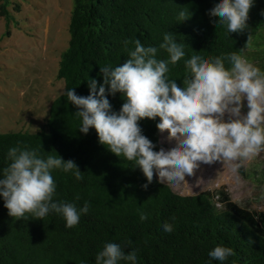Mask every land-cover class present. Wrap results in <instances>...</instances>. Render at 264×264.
I'll list each match as a JSON object with an SVG mask.
<instances>
[{
  "label": "trees",
  "instance_id": "16d2710c",
  "mask_svg": "<svg viewBox=\"0 0 264 264\" xmlns=\"http://www.w3.org/2000/svg\"><path fill=\"white\" fill-rule=\"evenodd\" d=\"M216 2L73 0L69 41L56 75L64 82V90L52 101L36 132L0 134V169L7 166L9 148L18 144L39 148L45 156L73 160L84 179L76 181L54 170L57 198L73 201L78 195L77 203L82 206L87 201L90 210L77 226L67 228L65 220L55 214L43 220L30 215L11 217L0 198V264H95L96 253L109 241H131L140 249L141 264H208V252L217 244L235 251L226 264H264V200L258 210L232 201L224 186L178 195L157 177L149 181L133 162L100 144L94 128L87 134L79 131L80 121L74 116L78 109L64 95L75 88L78 95L87 96L89 79L102 83L100 67L116 66L128 58L125 41L139 39L145 46L158 47L168 31L185 42L189 56L194 50L209 56L239 52L264 72V0H255L247 28L231 34L214 22L218 17L211 15L210 8ZM11 4V0H0V16L6 21L11 19ZM21 8L16 2L12 10L19 13ZM182 9L192 15L178 22ZM131 47L134 45H128ZM165 57L161 50L160 58ZM187 74L185 58L171 66L170 78L183 82ZM108 99L115 111L124 103L120 93L108 95ZM159 119L139 121L144 134L157 142V149L161 147ZM250 173L249 178L264 188V167L258 164ZM141 211H147L149 218L142 219ZM164 222L174 223V231L165 232ZM126 251L131 247L126 246ZM122 264L133 262L124 260Z\"/></svg>",
  "mask_w": 264,
  "mask_h": 264
},
{
  "label": "clouds",
  "instance_id": "9594fccd",
  "mask_svg": "<svg viewBox=\"0 0 264 264\" xmlns=\"http://www.w3.org/2000/svg\"><path fill=\"white\" fill-rule=\"evenodd\" d=\"M254 3L217 0L210 13L218 17L214 22L225 26L227 34L241 32L247 28ZM191 15L180 10L178 22ZM124 43L128 58L116 66L100 67L103 82L89 79L87 96L78 95L75 88L64 92L78 109L74 116L80 121L81 133L94 128L100 144L133 162L149 181H155L159 172L162 183L176 185L186 182L185 176L192 175L201 162L230 163L236 171L245 160L264 152V72L245 56L239 52L209 56L195 50L189 56L185 42L171 31L164 33L158 47L145 46L139 39ZM130 44L134 47L128 48ZM161 50L166 53L163 59ZM181 58L188 66L183 82L170 78L171 66ZM117 93L124 98L119 111L113 110L108 99ZM245 99L246 113L242 111ZM156 117H160L158 129H171L169 139L177 141L171 147L157 149V142L144 134L139 121ZM5 160L7 166L0 169V198L9 216L43 220L55 214L65 220L67 228H73L89 213L90 204L85 201L80 206L78 195L73 201L57 198L54 170L76 181L84 179L75 161L45 156L39 148L19 144L9 148ZM141 218L148 219L149 213L141 211ZM174 226L169 222L162 225L168 233ZM233 256L232 247L217 244L208 252V264H226ZM124 260L141 264L140 249L131 241L106 242L95 255V264H122Z\"/></svg>",
  "mask_w": 264,
  "mask_h": 264
},
{
  "label": "rangeland",
  "instance_id": "374dc122",
  "mask_svg": "<svg viewBox=\"0 0 264 264\" xmlns=\"http://www.w3.org/2000/svg\"><path fill=\"white\" fill-rule=\"evenodd\" d=\"M20 3V12L8 8L11 19L0 16V134L9 130L36 132L44 123L52 101L64 90L57 78L58 61L67 47L73 0H11ZM244 113L248 111L244 100ZM227 119V116L225 117ZM171 129L161 131V146L170 140ZM239 163V162H237ZM264 167V152L245 160L236 171L233 164L216 161L200 163L180 185L163 182L178 195H196L225 187L230 199L261 210L264 188L249 178L256 165ZM257 176V175H256ZM157 179L161 181L159 172Z\"/></svg>",
  "mask_w": 264,
  "mask_h": 264
}]
</instances>
